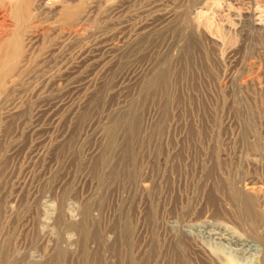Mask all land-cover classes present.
Instances as JSON below:
<instances>
[{
  "label": "rangeland",
  "instance_id": "374dc122",
  "mask_svg": "<svg viewBox=\"0 0 264 264\" xmlns=\"http://www.w3.org/2000/svg\"><path fill=\"white\" fill-rule=\"evenodd\" d=\"M0 24L26 48L0 57V264H264V0H0Z\"/></svg>",
  "mask_w": 264,
  "mask_h": 264
},
{
  "label": "bare ground",
  "instance_id": "6f19581e",
  "mask_svg": "<svg viewBox=\"0 0 264 264\" xmlns=\"http://www.w3.org/2000/svg\"><path fill=\"white\" fill-rule=\"evenodd\" d=\"M27 1H29V0H27ZM21 3V2H20ZM15 4V3H14ZM16 5H18V4H16ZM13 7H14V5H13ZM16 7V6H15ZM10 8V7H9ZM18 10V9H17ZM71 12V11H70ZM69 12V13H70ZM15 13V12H14ZM17 13V12H16ZM69 13H68V16H70L69 15ZM20 14V13H19ZM73 15H74V13H72ZM11 15V14H10ZM73 15L71 16V17H73ZM77 15V14H76ZM75 15V16H76ZM21 16V15H20ZM25 16V15H24ZM71 17H69V18H71ZM66 18V17H65ZM69 18H67V20L69 19ZM20 20V19H19ZM5 23V22H4ZM5 25V24H4ZM3 24H0V57H5V58H7L9 55H11V54H14V56H15V53L17 54V55H23L24 53H25V51H26V48L24 47V46H19V47H15V46H11V45H13V44H11V45H9V43L7 44V43H2L1 42V40L3 39L2 38V36L4 35V33H5V26H4ZM19 29V28H18ZM11 34V33H10ZM22 34H23V32H22ZM12 35V34H11ZM9 37V36H8ZM16 37V36H15ZM9 39V38H8ZM18 39V38H17ZM20 40V39H19ZM3 41V40H2ZM13 41V40H12ZM16 43V42H15ZM18 44V43H17ZM16 44V45H17ZM25 55V54H24ZM15 58V57H14ZM0 59H2V58H0ZM19 59V58H18ZM14 60V59H13ZM10 61V59L8 60V62ZM11 61H12V59H11ZM21 61H23V60H21ZM10 63V62H9ZM13 63H15V62H13ZM16 63H17V61H16ZM20 63V62H19ZM7 65V64H6ZM13 65V64H12ZM5 69H6V67H5ZM10 69V68H9ZM8 69V70H9ZM11 69H12V67H11ZM14 70V69H13ZM7 71V70H6ZM10 71V70H9ZM9 71H7V72H9ZM1 74H3V73H1ZM8 75V74H7ZM10 75V74H9ZM8 75V76H9ZM1 78V77H0ZM212 151V150H211ZM206 152V151H205ZM210 152V151H209ZM207 153V152H206ZM212 153V152H211ZM201 155V154H200ZM203 155V154H202ZM209 155V154H208ZM211 156V155H210ZM196 160V159H195ZM199 164V163H198ZM204 166V165H203ZM193 167V166H192ZM206 167V166H205ZM200 168V167H199ZM204 170H205V168H204ZM200 172V171H199ZM222 184V183H221ZM204 185V184H203ZM192 187V186H191ZM217 187V186H216ZM211 188V187H210ZM208 194V193H207ZM163 195V194H162ZM177 195V194H176ZM237 198V197H236ZM198 201V200H197ZM176 202V201H175ZM213 202V201H212ZM177 204V203H176ZM217 204V203H216ZM242 205V204H241ZM214 206V205H213ZM3 207V206H2ZM193 208V207H192ZM215 209V208H214ZM219 211V210H218ZM179 212V211H178ZM215 213V212H214ZM253 213V212H252ZM188 214V213H187ZM250 214H251V212H250ZM218 215H219V213H218ZM185 216V215H184ZM60 218V217H59ZM254 218V217H253ZM178 226V225H177ZM177 226H175V227H177ZM174 227V228H175ZM178 228H180V226L178 227ZM177 228V229H178ZM172 229H173V227H172ZM192 231H195V236L196 237H198V238H206V239H209V240H211V241H213L214 243H216V245H218V246H222V244L225 242V243H227V242H229L230 244H232V245H234L237 249L235 250V252H238V253H241V255L243 254V252H245V250H244V247H248V246H246V244L245 243H241V242H239L238 240L237 241H233V237H229V238H227V232L226 231H221V227L220 226H218L217 224H215V223H212V222H208V221H206V222H202V223H200V224H198V225H194V226H192L191 228H190ZM223 229V228H222ZM164 230H166V229H164ZM175 230V229H174ZM184 231V230H183ZM251 231V230H250ZM176 232V231H175ZM181 236L182 237H189V236H192V233H191V231H184V233L182 232V234H181ZM194 236V235H193ZM194 236V237H195ZM246 236H248V235H246ZM252 236H253V234H252ZM259 236V235H258ZM254 238V237H253ZM188 239V238H187ZM195 239V238H194ZM170 240V239H169ZM183 240V239H182ZM189 241V240H188ZM200 241V240H199ZM198 241V242H199ZM176 242H178L177 240H176ZM176 242H174V243H176ZM212 242V243H213ZM250 242V241H249ZM252 242V241H251ZM188 243V242H187ZM196 243V242H195ZM254 243V242H253ZM200 244V243H199ZM250 244V243H249ZM256 244V243H255ZM253 246V245H252ZM228 247H229V245H228ZM231 247V246H230ZM230 247L228 248V249H230ZM254 248V247H253ZM253 248H252V250H253ZM232 249V248H231ZM192 250V249H191ZM210 250V249H209ZM212 250V249H211ZM215 251V250H214ZM225 251V250H224ZM229 251V250H228ZM212 252H213V250H212ZM220 252V251H219ZM222 252V251H221ZM220 252V253H221ZM255 252V251H254ZM215 253H216V251H215ZM214 253V254H215ZM223 254H224V252H222ZM221 253V254H222ZM229 254H230V252H228ZM260 253V252H259ZM3 254V253H2ZM247 254V253H246ZM254 254V253H253ZM238 255V254H237ZM259 255V254H258ZM219 256V255H218ZM227 256V255H226ZM226 256H225V258H226ZM240 256V255H239ZM243 257H244V254L242 255ZM247 256V255H246ZM248 256H249V254H248ZM230 257V256H229ZM229 257H228V259H229ZM232 257V256H231ZM2 258V257H1ZM219 258V257H218ZM222 258H223V255H222ZM233 258V257H232ZM245 258V257H244ZM247 258V257H246ZM234 259H236V258H234ZM2 260L4 261V259L2 258ZM2 260H0L1 261V263H2ZM220 260H221V258H220ZM224 260V259H223ZM246 260V259H245ZM260 260H262V259H260ZM215 261V260H214ZM226 261V260H225ZM239 261H240V259H239ZM15 262V261H14ZM228 262V261H227ZM236 262V261H235ZM234 261H233V263H235ZM231 263H232V261H231ZM242 263V262H241ZM213 264V263H212ZM220 264V263H219ZM240 264V263H239Z\"/></svg>",
  "mask_w": 264,
  "mask_h": 264
}]
</instances>
